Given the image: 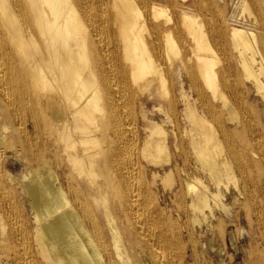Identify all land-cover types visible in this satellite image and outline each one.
<instances>
[{
    "label": "bare ground",
    "instance_id": "1",
    "mask_svg": "<svg viewBox=\"0 0 264 264\" xmlns=\"http://www.w3.org/2000/svg\"><path fill=\"white\" fill-rule=\"evenodd\" d=\"M188 1L0 0V93L51 153L22 179L32 232L0 208L3 264H32L27 239L44 264H205L195 233L232 192L264 225V37L229 29L250 90L220 26L168 14ZM244 3L264 30V0Z\"/></svg>",
    "mask_w": 264,
    "mask_h": 264
},
{
    "label": "rangeland",
    "instance_id": "2",
    "mask_svg": "<svg viewBox=\"0 0 264 264\" xmlns=\"http://www.w3.org/2000/svg\"><path fill=\"white\" fill-rule=\"evenodd\" d=\"M256 1L258 2L259 7H261V0ZM244 2L245 0H212L213 10L215 9V12L218 14L216 17H214L213 14L211 15V12L206 9L202 11H193L190 0L185 3L179 2L180 7L178 9L171 4H167V8L168 14L170 15H175L176 11L181 9L196 13L200 12L201 16L207 19L209 25L220 26L226 35L225 39L227 43V53L224 52L225 54L220 55V57H222L221 60L230 57L236 64L237 73H235V78L241 79L246 86L248 85L249 89L252 90V87H250L251 83L244 77L243 71L238 65L237 52L229 40V29L235 24L255 28L259 37H264V30L260 25L256 24L253 26L252 17L249 16L248 12L245 10ZM174 35L175 37L177 36L176 30L174 31ZM261 46L263 49L264 42H262ZM185 51V53H191L186 46ZM199 81L201 86L207 89L206 81L204 79L202 80V78H200ZM1 102L4 106L0 105V168L3 172L7 171L10 173L13 181H5L4 188L7 194H10V201L6 199L3 202L0 201V208L5 215L9 212H12V214L15 212V216L19 217L18 219L21 228L26 229L25 231L28 229L27 232H32L33 218L26 196L22 193V179L30 171L37 170L41 166V162L44 158L51 157V153L48 152L46 143L43 144V142L38 141L31 125L28 122L24 123L22 119L16 117L14 114L15 112L12 111L5 96L0 93V103ZM151 106L152 107L150 108L154 109L153 105ZM242 140L243 139H241V141L235 140L233 143L241 146ZM175 186V184L172 187L167 185L165 186V189L163 188V185L161 187L165 192H170V189L173 187L175 188ZM225 203L227 204L228 209L225 210L226 212L223 211V209L218 210L217 215L219 216V220L213 221L209 227L206 226L203 229L198 228L195 233L198 244L196 250L200 259L205 264H250L248 250L255 247L261 252L263 256L262 264H264V225L259 218L257 206L255 207L253 205L254 207L248 214L244 207L245 200L237 197L234 192L227 196ZM13 209L16 210L14 211ZM5 222L9 234H2L0 228V251L6 254L4 259L7 258L8 260H11V254L8 247L9 242H15L12 237L13 227L9 221H7V218L5 219ZM27 240L28 241L24 243V246L28 245V250L32 257V264H44L43 260L36 253V250L31 243L32 240ZM16 243L19 248L23 247V245L21 246L20 241L17 240ZM21 260L22 259H20V261Z\"/></svg>",
    "mask_w": 264,
    "mask_h": 264
},
{
    "label": "built area",
    "instance_id": "3",
    "mask_svg": "<svg viewBox=\"0 0 264 264\" xmlns=\"http://www.w3.org/2000/svg\"><path fill=\"white\" fill-rule=\"evenodd\" d=\"M2 262H3V257L0 254V264H3Z\"/></svg>",
    "mask_w": 264,
    "mask_h": 264
}]
</instances>
